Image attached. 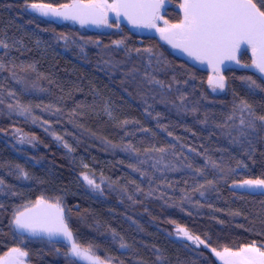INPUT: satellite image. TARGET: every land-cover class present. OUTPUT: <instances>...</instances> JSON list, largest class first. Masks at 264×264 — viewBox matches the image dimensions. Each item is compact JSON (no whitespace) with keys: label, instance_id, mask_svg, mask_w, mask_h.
<instances>
[{"label":"trees","instance_id":"16d2710c","mask_svg":"<svg viewBox=\"0 0 264 264\" xmlns=\"http://www.w3.org/2000/svg\"><path fill=\"white\" fill-rule=\"evenodd\" d=\"M34 2L69 0H0V258L24 242L31 264H70L11 230L42 196L64 203L81 245L124 264H219L177 226L217 250L263 246L264 195L238 184L264 178V130L241 137L236 125L242 100L264 115V91L242 79L264 77L229 70L226 94L215 95L207 72L156 37L59 27L25 10Z\"/></svg>","mask_w":264,"mask_h":264},{"label":"snow or ice","instance_id":"6c2138e0","mask_svg":"<svg viewBox=\"0 0 264 264\" xmlns=\"http://www.w3.org/2000/svg\"><path fill=\"white\" fill-rule=\"evenodd\" d=\"M164 3L165 0H111V2L109 0H71V3L62 4L59 7H53L52 4L43 2H34L28 7L41 16L72 20L81 25L87 23L105 24L108 27L112 26L108 24V13L112 12L116 17L117 26L120 17L123 16L134 27L155 29L160 33L161 39L171 45L173 49L187 54L194 61L207 62L217 73L220 71L219 65L223 64L225 60L240 64L237 54L241 46L246 45L252 53L251 64L243 65V67H250L261 77H264V0H182L178 5L183 14L182 19L173 24L164 20L160 14ZM161 20H163L164 27H159L157 24ZM116 44L121 45L123 41H117ZM0 47L7 48L8 44L0 41ZM135 51L139 52L140 49ZM144 51L155 55L151 48L144 49ZM159 62L157 60V63ZM3 68L4 65L0 63V69ZM145 79L149 84L164 87L161 81L151 76L146 75ZM242 79H246L253 88L264 91V86L258 84L252 77ZM209 83L212 84L211 79ZM215 87L223 90L225 87L223 76H219ZM183 99L184 97L181 98V103H183ZM238 108L240 115L236 127L239 129L241 137H247L249 131L256 133L264 130V115H257L250 103L242 100ZM28 111L29 109L26 107L20 108L21 114ZM233 111L235 114L236 109ZM234 118L235 115L229 117L230 120ZM123 123L127 124L128 121ZM222 126L227 127V125ZM56 139L62 140V137L57 136ZM21 142H23V138ZM247 142L251 146L252 140L249 139ZM64 147L71 151L67 143L64 144ZM127 150L135 151L131 145L127 146ZM148 151L163 153L166 150L159 148ZM156 163H161V161L158 160ZM85 167L87 166L85 165ZM134 170L139 171V169ZM21 172L27 179L28 174L23 170ZM141 174L146 175L143 172ZM82 178L93 190L102 191L100 184H97L87 174H84ZM0 184H3L2 180H0ZM239 186L264 195V178L245 179ZM12 224L21 241L26 237L46 238L49 241L57 242L66 241L68 244L66 255L75 258L70 260V264H75V260L86 261L87 264H112L111 257L101 259L95 255L91 245L84 247L78 243L65 221L64 209L58 203L56 205L48 203L43 196L36 200L33 206H25L23 211L17 210L13 216ZM177 235L192 241L197 247L203 245L205 248H210L211 253L223 261V264H264V247L252 244L236 251L227 247L217 250L215 247H210L200 236L192 235L185 228L177 226ZM120 247L126 248L128 245L121 243ZM13 253L18 257L28 255L19 247L12 248L7 255L11 257ZM0 264H8V262L5 258H0Z\"/></svg>","mask_w":264,"mask_h":264},{"label":"rangeland","instance_id":"374dc122","mask_svg":"<svg viewBox=\"0 0 264 264\" xmlns=\"http://www.w3.org/2000/svg\"><path fill=\"white\" fill-rule=\"evenodd\" d=\"M109 2H111V0H109ZM69 3H71V0H69ZM29 4H31V3H25V6H27ZM171 6H172L171 0H165L164 7L160 10V14L163 16V19L164 20H168L169 23H170V20H171L169 8ZM108 24H111L112 26L111 27H108L107 25H105L106 27H105L104 30L107 33L117 32V31H120L122 28H125V29L131 31L128 28V25L125 23V21H124V19H123L122 16L120 17L119 24L117 26L116 17L114 15V13H112V12H109L108 13ZM157 24H158L159 27H164L163 20L158 21ZM135 34L139 38H142L143 36H153V37H156L158 39V41L163 46L166 45V42L161 39L160 33L157 32L155 29L139 27V29L136 30ZM251 55H252L251 50L246 45H242L239 53L237 54V58L240 60V64H236L235 63L233 65V68L234 69L249 70V71H252V72H254V73H256L257 75L260 76V74L257 73L254 69H252L250 67H243V65H246V64L247 65H250L251 64ZM183 58H184V60L188 64H190L192 66H195L197 68H203L204 70H206L208 72L207 73V75H208V82H209L210 79L212 80V84L209 83V85H211V88H210L211 93H213L215 95H225L226 94V92H227V85H226V82H225V73H224L225 68H221L220 67V71H219V73H217V72L213 71V68H211L210 65H207L206 63H200V62L194 61V60H192L191 58H188V57H183ZM219 76H223L224 77L225 87L223 88V90H221L218 87H215V85L217 83V79L219 78ZM241 184L242 183L238 184V187L239 188H242L244 190L249 191L246 187H240L239 185H241ZM48 202H51L54 205H56L58 203L59 206L64 209V213H65L66 219H67V217H68L67 216L68 211H67V208L64 205V203H62L60 201H57V200H55V201L54 200L53 201H48ZM67 222L69 223L70 221L67 219ZM49 246L58 255H60L63 258L64 257H67V259H68V256L66 255L67 249L66 250H61V249L57 248L59 246H53V245H49ZM248 246H250V245H248ZM256 246L257 247H264V245L263 246L256 245ZM24 247H25V243L24 242H21L20 245H19V248H21L24 251ZM244 247H246V246H244ZM233 251H236V250H233ZM7 254L4 255V256H2L1 258H5L7 260V262H8V264H16V263H18V264H31L30 262H28V257L27 256L26 257H18L15 253H13L12 256L9 257ZM216 259H217V261H218L219 264H223V261H220L218 258H216Z\"/></svg>","mask_w":264,"mask_h":264},{"label":"water","instance_id":"95a60500","mask_svg":"<svg viewBox=\"0 0 264 264\" xmlns=\"http://www.w3.org/2000/svg\"><path fill=\"white\" fill-rule=\"evenodd\" d=\"M53 7H59V6H53ZM25 10L29 13V14H33V15H35V17L36 18H38L39 20H41V21H44V22H47V23H52V24H54V25H56V26H59V27H62V26H74V27H76L77 29H82V30H84L85 32H87V33H96V32H98V31H103L104 29H105V24H92V23H87V24H84V25H81L79 22H74V21H72V20H63L62 18H58V17H53V16H48V17H45V16H41L38 12H35V11H33L31 8H29L28 7V5L25 7ZM133 26V25H132ZM133 28H135L136 29V27H134L133 26ZM167 45L171 48V50H173L175 53H178V54H181V53H183V52H181V51H179V50H177V49H173L172 47H171V45H169L168 43H167ZM233 64H234V61H229V60H225L224 61V63L223 64H220L219 65V67H221V66H225V67H231V66H233ZM212 67V66H211ZM48 203H50V204H53V203H51V202H48ZM34 205V204H33ZM33 205H30V206H28V207H31V206H33ZM54 205V204H53ZM23 210H25V208H22L20 211H23ZM16 214V213H15ZM14 214V215H15ZM64 217H65V221L67 222V219H66V215H65V213H64ZM67 224H68V226H69V228L72 230V228H71V226H70V224L67 222ZM11 230H12V232H13V234L16 236V237H18V238H20L19 237V235L16 233V231H15V228H14V225L12 224V221H11ZM72 232H73V236H74V238L77 240V238H76V236H75V233H74V231L72 230ZM24 240H29V241H41V242H43V243H45V244H49V245H53V246H61V247H64L65 249H67V251H68V244H67V242L66 241H64V242H57V241H55V240H53V241H49L48 239H46V238H38V237H26ZM79 243V242H78ZM83 246V245H82ZM85 247V246H84ZM94 252V251H93ZM95 253V255H97V256H99L96 252H94ZM100 257V256H99ZM68 259L69 260H73V259H75V258H70L69 256H68ZM101 259H103V258H101ZM75 264H87V262L86 261H81V260H75ZM112 264H124V263H121V262H118V261H114V260H112Z\"/></svg>","mask_w":264,"mask_h":264},{"label":"flooded vegetation","instance_id":"af4514ba","mask_svg":"<svg viewBox=\"0 0 264 264\" xmlns=\"http://www.w3.org/2000/svg\"><path fill=\"white\" fill-rule=\"evenodd\" d=\"M171 2H172V6L169 8V11H170V18H171V20H170V23L171 24H173V23H178L181 19H182V12H181V10H180V8H179V4L182 2V0H171ZM123 17V16H122ZM123 19H124V21H125V23L128 25V28L135 34V32H136V30H138L139 29V27H136V29L135 28H133V26H132V24H130L129 22H128V20L127 19H125L124 17H123ZM165 47L171 52V54L173 55V56H175V57H177V58H179V59H181L182 61H185L184 60V58L183 57H188V58H191V57H189V56H187V54H185V53H181V54H178V53H175L173 50H171V48L167 45V43H166V45H165ZM192 59V58H191ZM193 60V59H192ZM186 62V61H185ZM206 64H207V62H205ZM234 64H235V62H234ZM233 64V65H234ZM207 65H209V64H207ZM211 67V66H210ZM212 68V67H211ZM220 68V67H219ZM221 68H225V71H224V73H226L227 71H229V70H233L234 68H233V66H231V67H225V66H221ZM203 69V68H202ZM204 70V69H203ZM205 72H207L206 70H204ZM208 73V72H207ZM218 80V79H217ZM220 96H224V95H220ZM16 264H18V263H16Z\"/></svg>","mask_w":264,"mask_h":264}]
</instances>
